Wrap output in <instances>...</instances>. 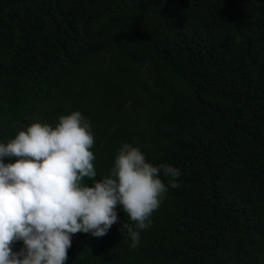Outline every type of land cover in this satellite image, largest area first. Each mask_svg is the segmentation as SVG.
I'll return each mask as SVG.
<instances>
[{"label": "trees", "instance_id": "trees-1", "mask_svg": "<svg viewBox=\"0 0 264 264\" xmlns=\"http://www.w3.org/2000/svg\"><path fill=\"white\" fill-rule=\"evenodd\" d=\"M73 111L96 180L123 143L181 175L136 248L117 205L65 264H264V0H0V143Z\"/></svg>", "mask_w": 264, "mask_h": 264}, {"label": "clouds", "instance_id": "clouds-1", "mask_svg": "<svg viewBox=\"0 0 264 264\" xmlns=\"http://www.w3.org/2000/svg\"><path fill=\"white\" fill-rule=\"evenodd\" d=\"M94 142L88 119L73 111L55 126L33 122L0 143V264H65L72 236L106 235L119 220L117 205L128 217L121 230L132 248L139 245L169 188L180 187L181 171L154 166L123 143L109 174L96 180ZM17 241L23 247L13 251Z\"/></svg>", "mask_w": 264, "mask_h": 264}]
</instances>
